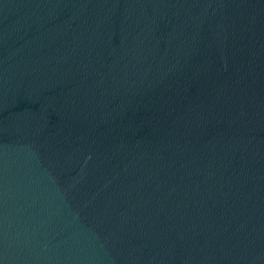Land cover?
Listing matches in <instances>:
<instances>
[{"label":"water","instance_id":"water-1","mask_svg":"<svg viewBox=\"0 0 264 264\" xmlns=\"http://www.w3.org/2000/svg\"><path fill=\"white\" fill-rule=\"evenodd\" d=\"M0 264H264V0H0Z\"/></svg>","mask_w":264,"mask_h":264}]
</instances>
